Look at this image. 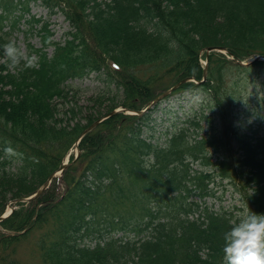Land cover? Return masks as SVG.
Instances as JSON below:
<instances>
[{"label": "trees", "instance_id": "obj_1", "mask_svg": "<svg viewBox=\"0 0 264 264\" xmlns=\"http://www.w3.org/2000/svg\"><path fill=\"white\" fill-rule=\"evenodd\" d=\"M38 1L61 10L73 30L55 41L43 26V47L29 44L27 53L37 57L35 69L10 71L0 49V216L60 168L99 117L140 110L183 79L203 80L202 59L207 79L172 96L200 88L206 105L164 143L146 135L155 108L96 126L63 175L0 222V264H34L19 255L31 237L41 264H223L231 223L247 207L264 214V134L234 127L240 95L224 72L258 73L264 61L242 67L217 51L207 58L206 49L225 47L238 60L264 56V0H0V46L12 40L6 24L16 29ZM93 72L121 94L62 110L59 100L79 93L69 82ZM9 145L17 156L5 155ZM225 181L240 202L232 210L208 203Z\"/></svg>", "mask_w": 264, "mask_h": 264}, {"label": "rangeland", "instance_id": "obj_2", "mask_svg": "<svg viewBox=\"0 0 264 264\" xmlns=\"http://www.w3.org/2000/svg\"><path fill=\"white\" fill-rule=\"evenodd\" d=\"M50 11L42 4H32L30 15L26 14L14 31L11 32L12 40H15L21 48L28 53L29 44L34 45L36 48H42L43 42L39 33V28L44 24H48L49 27L55 33L54 39L56 41L64 40L66 33L71 30L70 24L67 22L63 13L58 12L56 14H50ZM12 14L10 17H13ZM33 18L39 21L38 25L33 21ZM12 23H8L6 30L11 28ZM27 31L31 34H26ZM53 47L49 48L47 51L52 54ZM229 55V54H228ZM206 62V60H202ZM261 69V68H259ZM224 74L227 76L229 83V88L233 90L235 88L239 93V104L240 106L235 108L234 115V127L241 129L246 133H251L249 130L251 126L254 130H259L260 134H264V70L261 69L260 72L251 73H239V70L235 67L225 70ZM197 80V79H196ZM70 84L79 90L78 96L76 98H70L71 102L59 100L58 104L62 110H66L69 106L78 104L83 108L92 107L95 102L91 101L92 98L96 101L97 96L101 93H113L121 94L116 89L115 85H109L105 81V75H99L97 72L91 73L88 77L83 79H75L70 82ZM234 86V87H233ZM204 93L200 88L193 93L177 94L172 96L168 100L162 101L158 106L152 111L149 120V130H146V135H154V140L164 143L168 138L169 134L174 132V129L183 125L184 120L192 116L193 112L200 110L204 102ZM109 102H105L100 108L102 112L108 107ZM93 108V107H92ZM122 108V107H120ZM88 109H84L88 110ZM92 110V109H91ZM95 110H98L97 108ZM151 112V111H150ZM216 123H219L217 120ZM209 128L205 124L204 131ZM203 134V133H202ZM71 153L76 157L78 149L75 147L71 150ZM199 166H195L198 169ZM219 180L217 179L216 182ZM217 186V196L208 199V203L215 208H226L233 209L234 206L239 205L238 194L233 191V189L224 183H218ZM227 185V186H226ZM224 186V187H223ZM63 191V189H61ZM13 204V203H12ZM13 207V205H11ZM121 233L118 235L120 236ZM35 238L31 237L21 248L23 251L19 255L31 259L34 264L39 263L33 252L35 246ZM87 243V242H86Z\"/></svg>", "mask_w": 264, "mask_h": 264}, {"label": "clouds", "instance_id": "obj_3", "mask_svg": "<svg viewBox=\"0 0 264 264\" xmlns=\"http://www.w3.org/2000/svg\"><path fill=\"white\" fill-rule=\"evenodd\" d=\"M0 49L10 71L39 67L37 57L27 55L15 40L10 39ZM4 153L8 157L18 155L10 145L4 148ZM223 240V264H264V214L244 208L224 233Z\"/></svg>", "mask_w": 264, "mask_h": 264}, {"label": "water", "instance_id": "obj_4", "mask_svg": "<svg viewBox=\"0 0 264 264\" xmlns=\"http://www.w3.org/2000/svg\"><path fill=\"white\" fill-rule=\"evenodd\" d=\"M211 51H219V52H223V53H227L228 50L224 47H215V46H211L208 47L207 49V55L210 54ZM259 60H264V56H257L256 58L252 59L249 62H243L241 60H235V62L241 66H250L253 63L259 61ZM206 75H207V67L205 68V79H206ZM189 81V79H184L182 80L180 83L176 84L175 86H173L172 88H170L169 90H167L166 92L160 94L159 96H157L144 110L141 111H136L133 114H137V115H143L146 112H148L150 109H152L158 102H160L162 99H164L166 96H168L169 94H171L174 90H176L181 84L185 83ZM121 110H114L112 112H110L108 115L101 117L100 119H98L96 122H94L90 127H88L80 136L78 142L76 143L77 145L80 144L81 139L90 131H92L99 123H101L102 121H104L105 119L113 116L114 114L120 112ZM80 155V150L78 148V154L77 157ZM69 162H66L65 164H63V166L60 168V170H58L57 172H54L49 179L44 183V185H42L36 193H34L32 196H29L27 198H23V199H19L17 200L18 202H26V201H31L36 199L37 197H39L44 190H46L47 188H49L50 184L52 183L53 179L56 178L59 175H62L65 168L67 167ZM15 210V208H12L8 213H5L3 216L0 217V222L3 221L5 218H7L8 216H10L13 211Z\"/></svg>", "mask_w": 264, "mask_h": 264}, {"label": "bare ground", "instance_id": "obj_5", "mask_svg": "<svg viewBox=\"0 0 264 264\" xmlns=\"http://www.w3.org/2000/svg\"><path fill=\"white\" fill-rule=\"evenodd\" d=\"M51 47H52V46H49L48 49L51 48ZM9 211H10V208H8L7 213H8Z\"/></svg>", "mask_w": 264, "mask_h": 264}]
</instances>
